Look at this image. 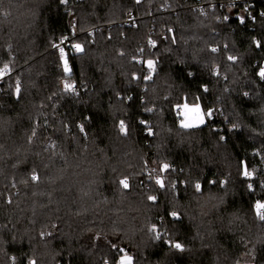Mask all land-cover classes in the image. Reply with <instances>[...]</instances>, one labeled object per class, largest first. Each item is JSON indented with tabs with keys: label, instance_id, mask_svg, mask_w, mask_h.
Wrapping results in <instances>:
<instances>
[{
	"label": "trees",
	"instance_id": "trees-1",
	"mask_svg": "<svg viewBox=\"0 0 264 264\" xmlns=\"http://www.w3.org/2000/svg\"><path fill=\"white\" fill-rule=\"evenodd\" d=\"M212 1L0 0V264H264V15L187 9ZM191 101L212 115L185 128Z\"/></svg>",
	"mask_w": 264,
	"mask_h": 264
},
{
	"label": "built area",
	"instance_id": "built-area-1",
	"mask_svg": "<svg viewBox=\"0 0 264 264\" xmlns=\"http://www.w3.org/2000/svg\"><path fill=\"white\" fill-rule=\"evenodd\" d=\"M256 4H262L264 5V0H226V1H212V2H197L195 4L190 5L187 9L192 10L194 12H198L201 14H207L212 11H216L217 9H227L228 12H233L237 8L242 7L241 9V15L244 19L249 21L251 24H255L258 21V18L262 15V11L260 14L254 13V8ZM136 18L132 15V13H128L126 16V19L121 23L123 26L132 27L136 23ZM68 29L70 35L68 37H65L58 41L52 48V51L56 52L58 57L61 59V61L64 64V61H67L68 67L70 69V72L72 71L71 64L69 61L68 56V47L71 45V43L79 38L81 36V32L79 30V22L77 19V16L74 12H70L68 16ZM102 28V26H97L94 28L88 29L85 34L92 36L95 32L99 31ZM166 35L163 38L164 42H167L169 40V35H173L174 29L169 28L165 31ZM63 48L64 50V56L61 57L60 49ZM234 61V60H232ZM4 67L0 68L2 70ZM64 68V65H63ZM68 74V73H66ZM9 76V70L7 73H4L3 75H0V84L6 80ZM69 84L74 85V91H69L71 94L75 96H79L83 93H85V88L78 87L74 83L69 82ZM176 116H179V113L176 112ZM81 130V129H80ZM132 257V256H130ZM119 264V263H118ZM132 264H134V257H132Z\"/></svg>",
	"mask_w": 264,
	"mask_h": 264
},
{
	"label": "snow or ice",
	"instance_id": "snow-or-ice-1",
	"mask_svg": "<svg viewBox=\"0 0 264 264\" xmlns=\"http://www.w3.org/2000/svg\"><path fill=\"white\" fill-rule=\"evenodd\" d=\"M137 2H139V0H137ZM62 3H67V0H62ZM262 15H264V13H262ZM225 19H228V18L225 17ZM240 22H241V23L244 22L243 17L240 18ZM150 43H154V42H150ZM256 44H257V47L260 46L259 41H256ZM73 47H74L77 51H82L81 45H79V44H75V45H73ZM212 51H216V49H212ZM60 52H61V57L63 58V56H64V50H63V48L60 49ZM235 59H236V57H233V56H230V57H229V60H235ZM147 65H148V67H149L150 69H152V71H155L154 66H153V65H154V62H153L152 60H148V61H147ZM8 70H9L8 65H4V68H3L2 70H0V75H3L4 73H7ZM64 71H65V73H69V72H70V69H69V67H68V64H67V61H66V60L64 61ZM258 75L260 76V78H261L262 80H264V67H261V69H260ZM145 79H151V74H149L148 76H145ZM64 87H65V90H66V91H74V85H73V84H69V83L65 82ZM206 90H207V89L205 88V91H206ZM15 92H16L17 95L20 93V85H19V81H17V83H16ZM185 107H187V105H185ZM148 111H151V109H148ZM190 111L196 114V119L199 121V123H201V124L204 123L203 114L200 113V107H199V105H195V106H193V108L190 109ZM211 115H212V112H211V110H210V111L207 113V116H208V117H211ZM141 123H144V122L141 121ZM182 126L185 127V128H187V127H191V126H193V125H192V124H188V123H183ZM234 127H235V126H234ZM80 129H81V131H84L82 125L80 126ZM120 130H121L122 132H126V126H125V124H124L123 121L120 122ZM149 134H151V129H149ZM221 139L223 140L224 137L222 136ZM163 168H164V169H167V168H168V165H167V164L163 165ZM243 174H244L245 176H250V175H251V173H249V172L247 171L246 168H245ZM32 179H33V180H37L38 177H37L35 174H33ZM157 183H158V184H161V186H163L162 181H160L159 179L157 180ZM120 184H121L124 188H128V186H129V185H128L127 178L122 179V180L120 181ZM195 187H196L197 191H199V190L201 189V185H200L199 183H197V184L195 185ZM248 187H249V190L252 189V185H251V184H249ZM149 199H150V200H154L155 197H149ZM255 209H256V214H257V216L259 217V219L262 220V221H264V203L258 201V202L256 203V205H255ZM172 215L175 217L177 214H176V213H172ZM152 230L155 231V226H153V229H152ZM156 238H157V239H160V238H161L160 235H159L158 233H157ZM173 246H174L176 249H181V250H182V246H181V244H179V243H176V244H174ZM113 247H115V246H113ZM119 251H123V250L120 249ZM13 259H14V258H13ZM29 264H35V261H30ZM119 264H132V257L128 256L127 254L123 255V256L120 258Z\"/></svg>",
	"mask_w": 264,
	"mask_h": 264
},
{
	"label": "rangeland",
	"instance_id": "rangeland-1",
	"mask_svg": "<svg viewBox=\"0 0 264 264\" xmlns=\"http://www.w3.org/2000/svg\"><path fill=\"white\" fill-rule=\"evenodd\" d=\"M68 74H70V73H68ZM69 82L73 83L72 81H67V83H69ZM185 105H187V107H185ZM195 105H199L200 113L203 114L204 123H202V124L199 123V121L196 119V114L190 111V109H192L193 106H195ZM207 119H208L207 112H205L203 107L197 101H191V102H189L187 104L185 103L184 105H182V110H181V113H180V124L181 125L183 123H188V124H192L193 126L187 127V128L199 127L201 125H204L205 122L207 121ZM150 176L152 178H154L155 180L159 179L160 181H162V183H163V181L166 178V174L164 173V171L155 172V170H153L151 172ZM121 187H123V186L121 185ZM155 230L157 231V228Z\"/></svg>",
	"mask_w": 264,
	"mask_h": 264
}]
</instances>
